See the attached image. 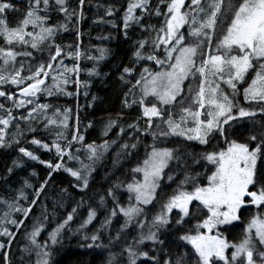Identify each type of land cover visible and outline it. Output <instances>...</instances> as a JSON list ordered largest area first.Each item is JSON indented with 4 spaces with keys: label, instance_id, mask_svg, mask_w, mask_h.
Returning <instances> with one entry per match:
<instances>
[{
    "label": "snow or ice",
    "instance_id": "snow-or-ice-1",
    "mask_svg": "<svg viewBox=\"0 0 264 264\" xmlns=\"http://www.w3.org/2000/svg\"><path fill=\"white\" fill-rule=\"evenodd\" d=\"M163 2L164 0H161V3ZM79 3L82 8L84 0H79ZM41 4H43L45 11L49 8V0H28V7L22 19L15 27H9L2 17L8 10L18 11V9L14 8L8 0H0V37H3L7 45L6 48H0V60H2L0 85H16L20 89V96L28 99L15 100L14 94L5 91H0V97L13 100L16 107H24L26 103L29 105L33 103L31 98L36 97L37 93L42 91V85L45 84L44 78L49 76V70L55 67L54 62L62 55V49L59 45L50 44L49 49L54 47L55 54L50 53L48 62L40 63L35 70L29 67L30 75L27 76L21 75L23 65L17 69L13 64L18 55L17 52L13 51L14 44L27 46L30 43L32 49H39L45 41L54 39L59 27H64V25L44 26L47 24L48 18L39 14ZM55 5L59 7L60 12L64 13L66 19H71L77 15L75 9L71 13L68 12L66 0H55ZM148 6V0H136L135 3H129L124 15L125 28L128 27L129 21L137 20L134 16L135 10H146ZM185 7L189 11L182 13L181 9ZM166 8L167 12L161 13L159 6L157 7L156 15H165L166 21L165 26L159 29L156 37L157 43L154 44L157 49L162 45L165 47L166 59L162 61L152 55L146 59L154 60L162 68L167 65L168 70L153 73L148 68H144L140 78L136 79L135 84L129 89V93L125 94L126 106H128L129 94H132V103H139L146 125L143 129L140 127L139 121L128 125V128L137 134L136 137L130 136L129 139H135L136 142L120 145V150L117 152V159L121 155H129L130 149L135 150L137 148L139 135L152 136L154 143L151 152L147 153L142 166L132 170L134 173H142L143 180L127 184L130 201L128 207L120 206L116 199L113 189H119L122 186L120 183L114 184L112 188L107 190V196L112 197L115 207L102 223L103 228L109 227L112 217L117 216L118 212L124 217V224L117 235L110 238V244H118L124 229L130 225L137 226L140 233L131 243L125 241V246L121 247L119 252L109 250L106 264H123L125 254L127 255V264H137L140 257L151 260L153 264H161L155 256H149V252L139 251V246L145 241H151L153 245H163L164 241L160 239L162 230H167L173 223L178 227L184 225L193 218L194 208L197 211L206 210L204 218L198 220L191 229L186 230L178 239L192 246L197 257L196 264H218L219 261H223V264H264V213L258 211L250 219L244 229L243 238L238 243L230 244L221 237L219 232L216 235H211L213 230L219 226L240 220V213L247 206L264 209V174L258 175L256 168L258 157L264 155V125H261V130L258 133L250 135L246 143H237L235 140L229 141L227 138L228 128L243 118L255 116L256 113L246 111L242 107L237 109L233 103L234 97L229 99L228 95L220 91L219 84H215V80L218 78L235 92L237 83L243 82L246 75L253 71L255 77L251 80V84L244 89L245 100L247 101L251 97L252 100L259 98V100L264 101V0H237L235 4L232 3V0H212L208 13H205L202 7V0H191L190 5H186L185 0H171L170 3L166 4ZM197 10L199 13H205L207 18L199 24V27H194L190 34L198 41L203 37L209 42L211 41L210 32H215L221 18L231 13L230 25L216 45L219 54L209 53L205 58L202 42L185 46V38L179 34V30L188 22L187 18L190 13H193L192 23L196 24L195 14H197ZM107 14L111 16L113 10L109 8ZM29 26L33 29L39 28V32L34 34L26 31ZM144 46L143 42L139 45L140 49ZM100 51L103 55L104 50ZM68 54L73 55L71 52ZM23 55L31 56L32 53L26 52ZM79 55L78 51L75 52V56L78 57ZM135 55L138 59L142 58L139 50ZM198 56L200 58L199 66L196 64ZM173 60L174 62H171ZM60 63L62 64V61ZM131 72L132 69L130 68L124 69L126 74H131ZM197 73L201 77L198 89L190 87L189 95L184 97L181 87L183 82L189 76L195 79ZM209 75L212 77L211 80L206 79ZM25 81H27L26 86H24ZM206 84L208 87H205ZM214 84L215 86H213ZM137 87H139V100L136 99L134 91ZM149 97L152 100H149ZM176 107H179L178 113L170 111ZM3 108L4 105L0 104V109ZM47 108L48 105H37L31 109L28 118L25 119L43 115ZM8 117H11V109L8 110ZM9 118L0 117V125L7 127ZM55 123L54 120L47 119L45 127ZM114 124V121L108 124L105 134ZM62 126L66 127L63 122ZM30 131L34 132L35 129H30ZM124 131V128L120 129L121 134ZM56 136L57 139L52 142L51 147L40 140L33 139L31 141L39 148L48 151L55 149L57 161L55 164L49 161H40L50 170L48 178L38 187H34L25 180L23 186L17 190L18 194L14 200L8 203L11 210L21 213L25 219L29 217L33 208L40 201L52 172L63 168L79 182L80 190L86 189L89 185L90 165H83L81 162L82 168L73 170L66 167L64 163L65 156L68 160L74 159L70 151L72 142L83 140V137L78 134L73 135L72 141L67 143L66 150L60 142L64 139L63 133L57 132ZM169 136L183 137L187 141H198L202 145H207L211 139L220 136L224 139L227 147L204 154L203 159L214 166V170L206 177V184L198 182L199 173L193 176L185 172L177 189L161 204V210L152 217L150 222H146L139 218L145 215V207L152 204L156 199V192L163 179L164 169L170 160L180 159L178 150L158 148L155 144L158 139H166ZM4 140V129L0 128V147L5 146ZM257 141L259 142L256 143ZM16 142L18 143V141ZM249 143H256V147L250 149ZM108 147V143L105 142L99 146L100 150L98 151L97 146L89 145V159L93 161L100 159ZM19 152L31 160H39V157L26 148H19ZM194 162L199 163L195 159ZM11 171L9 169V174ZM33 175L35 174L33 173ZM167 178L169 181L174 180L171 175ZM26 188L32 189L31 197L25 194ZM189 188L191 190H188ZM133 199L135 204L131 203ZM20 200H24L28 207L20 206ZM194 202L198 203L194 204ZM57 203L60 202L53 201L54 206ZM105 203L106 197L101 196L99 205L103 206ZM82 205L83 201L77 207L72 208L66 218L49 233V240L53 246L60 242V236L73 221L78 208ZM61 206H63L62 203ZM174 211L175 217L173 218L172 213ZM7 215L8 213L5 214V216ZM96 216L97 209L90 205L87 218L76 231L83 230L93 222ZM47 218V208L44 207L41 217L34 221L32 231L29 233L31 244L37 248L46 249L49 247L47 242L44 245H39L36 242V237L43 230ZM8 222L15 225L17 229L24 225V219L19 221L13 219ZM0 236L9 237L8 244L10 245L11 238H14L15 233L4 228L3 231H0ZM99 238L96 234L90 237L86 236V240L92 241L88 247H103L96 244ZM4 247V243H0V249ZM229 248L232 249L230 257L225 254ZM27 250L25 249V251ZM41 255L49 256L50 253L45 251ZM165 255L168 256V259L163 260L162 264H186L188 253L165 252ZM7 259V253H5L4 260L7 261ZM43 264H48V261L44 260Z\"/></svg>",
    "mask_w": 264,
    "mask_h": 264
},
{
    "label": "trees",
    "instance_id": "trees-1",
    "mask_svg": "<svg viewBox=\"0 0 264 264\" xmlns=\"http://www.w3.org/2000/svg\"><path fill=\"white\" fill-rule=\"evenodd\" d=\"M208 1L212 2V0ZM8 2L12 3L18 11L10 9L2 18L5 19L9 27H15L27 10L28 0H8ZM135 2L136 0H84L81 8L79 0H66L68 12L71 13L75 9L77 13L71 19H66L64 13L59 11V7L55 5V0L49 2V8L46 11L43 4H41L39 14L48 18L47 24L44 26L64 25L65 30L63 32L58 28L57 37L62 39L73 37L74 51H78L80 55L78 57L74 55L73 64L67 61L62 74L59 75L57 80H53L51 95L42 86V91L37 93L33 103L24 108L16 107L13 100L0 97V104L4 105V108L0 109V117L9 118L8 110L11 109L8 129L0 125V128L4 129L5 137V146L0 147V231L8 228L10 232L15 233L14 238H11L10 245L8 244L9 237L0 236V243L5 245L3 249H0V264H43L44 260H47L48 264H106L109 250L119 252L121 247L125 246V241L131 243L138 237L140 229L135 225H130L124 229L118 244H110V238L115 237L124 224V217L119 214L118 209V214L112 217L109 227L103 228L102 223L115 207L112 197L107 196V190L112 188L114 184L120 183L122 186L113 190L120 206L128 207L130 201L127 184L140 178V174L134 173L132 170L142 165L147 153L151 152L154 143L151 135H139L137 148L135 150L130 149L129 155H121L117 159L120 145L136 142L135 139H129L130 136L136 137L137 134L129 129L128 125L137 121H139L142 129L146 125L139 103H132V94H129L128 106H126L124 102L125 94L129 93V89L135 84L136 79L140 78L144 68L149 69L151 67L152 71L160 69L159 64L146 59V57L152 55L162 61L165 59V47L162 46L157 49L154 44L157 43L156 37L159 29L165 26L166 16L163 14L156 15V10L159 6V11L166 13V4L170 3L171 0H164L163 3H161V0H148V8L146 10H135L134 16L137 20L129 21L128 27L125 28V12L129 3ZM202 5L208 6L207 0H203ZM109 8L113 10L111 16L107 14ZM230 21L231 13L229 20L224 21L225 27L230 25ZM26 31L35 34L39 32V28L33 29L29 26ZM192 41L198 43L195 39H192ZM141 42L145 45L142 49L139 47ZM16 45H13V51H15ZM28 45H30L29 49L20 44L17 47H21V50L25 52L26 50L31 52L32 55H25L19 62L16 60L13 62L17 69L23 65L21 75L24 76L30 75L29 67L35 70L40 63H44V44L39 49H32L30 43ZM214 45L215 41L202 43L205 58H207V51L209 53L213 52L216 47ZM6 47L3 37H0V48ZM100 50H104L103 55H101ZM138 50L141 52L142 57L139 59L135 55ZM0 64H2V60H0ZM196 64L197 66L200 65L199 56L196 59ZM125 68L132 69L131 74L124 73ZM253 74L254 72L250 71L246 76V80H250ZM122 76L123 79H121ZM85 82L89 86V93L86 98H84ZM194 82L195 79L190 76L183 87L184 97L189 95V88L194 87ZM26 84L27 81H25L24 86ZM18 90H20L19 87L10 84L0 85V91L14 94V98H19ZM134 91L136 99L139 100V87ZM227 91L230 90L224 89V92ZM228 97L229 99L234 97L233 103L237 105V109L242 107L246 111L256 113L255 116L243 118L228 128L227 138L229 141L235 140L237 143H246L248 137L258 133L261 130V125H264V103L246 101L245 96H242L241 93ZM37 105H48V108L44 111L45 114L26 120L25 118L28 117L31 109ZM170 111L178 113L179 107L172 108ZM67 112L71 117V132L85 135L82 147L76 148L83 165H91L90 163L93 161L89 159V145L97 146L99 151V146L107 142L111 148L103 152L95 167L91 165L93 168L86 189L80 190V187H78L79 182L63 168L52 172L40 201L33 208L29 217L25 219L21 213L11 210L8 203L14 200L18 194L17 190L23 186L25 180L34 187H38L40 183L48 178L50 170L46 165L36 162L32 164V170H37L39 175L34 176L31 174L30 167L26 168L23 173L18 172L16 161L20 157L19 148L28 146L33 139L41 142L47 140L49 131L48 127L42 128L43 116L44 124L47 123V119L60 122L61 115ZM14 119H18L16 121L19 123L15 131L12 125ZM112 121L115 124L105 134L108 124ZM34 127L36 130L34 132L30 131ZM121 128L125 130L123 134L120 132ZM19 136L23 141L17 143L15 140ZM64 143L63 147L67 150V143ZM256 143H249V147L251 149L255 148ZM155 144L158 148L178 150L180 159H172L164 171L160 187L156 192V199L152 204L145 207V215L139 218L146 222H150L152 217L161 210V204L177 189L178 183L183 179L185 172L193 176L199 173L198 182L206 184V177L214 170V166L203 159L204 154L219 151L227 146L220 136L211 139L207 145H202L198 141H187L185 138L177 136L158 139ZM34 146L37 152L41 151L37 145ZM73 147L74 143H72L71 149ZM41 157L50 160L53 164L57 161V154L54 151L43 152ZM194 159L198 160L199 163H195ZM67 167L73 170L80 169L76 164ZM256 168L258 175L264 174V155L258 157ZM9 169L12 170L10 174ZM169 175L174 177L173 181L168 180ZM24 191L29 197L32 196L31 188H26ZM101 196L106 197V203L103 206L99 205ZM53 201H59L60 203L54 206ZM81 201H83V205L78 208L73 221L63 231L59 238L60 242L53 246L49 240V233ZM61 203L63 206H61ZM19 205L25 208L28 207L24 200H20ZM90 205L92 208L97 209L96 218L83 230L76 231L84 219L87 218ZM44 207L47 208L48 218L44 222L43 230L36 237V242L39 245H44L47 242L49 247L46 249L32 245L29 236L34 221L41 217L42 208ZM258 211L264 213V209H257L256 206L245 207L240 213V220L225 224L223 227L220 226V232L231 242L238 243L243 237L248 222ZM6 213H8L7 216H5ZM205 213L206 210L197 211L194 208L193 218L184 225L178 227L173 223L167 230H162L160 239L164 241L163 245H153L151 241H145L139 246V251L149 252V256H155L161 264L163 260L168 259L165 252H186L188 253L186 264H196L197 257L194 249L187 242L180 241L178 237L183 235L186 230L191 229L198 220H202ZM172 216L175 217V211ZM13 219L17 221L24 219V225L17 229L15 225L8 222ZM93 234L100 237L96 244L103 247H88L92 241L90 239L86 240L85 237H90ZM25 249L28 250L25 251ZM45 251L49 252L50 255H41ZM5 253L8 257L7 261L4 260ZM123 264H127L126 254ZM137 264H153V262L140 257ZM218 264H223V261H219Z\"/></svg>",
    "mask_w": 264,
    "mask_h": 264
},
{
    "label": "rangeland",
    "instance_id": "rangeland-1",
    "mask_svg": "<svg viewBox=\"0 0 264 264\" xmlns=\"http://www.w3.org/2000/svg\"><path fill=\"white\" fill-rule=\"evenodd\" d=\"M202 2H203V0H202ZM207 2H208V6L206 5V6H204V5H202V7L204 8V10H205V13H208L209 12V5L212 3V2H210V1H208L207 0ZM237 2V0H232V3H236ZM189 3H191V0H185V4L186 5H189ZM187 11H189V9L187 8V7H185V8H182L181 9V12L183 13V12H187ZM205 13H199L198 12V10H197V14H195V19H196V24L194 25L193 23H192V15H193V13H190L189 14V17L187 18L188 19V22L185 24V25H183L181 28H180V30H179V34H182L183 36H184V38H185V40H184V44H185V46H187V45H192V44H195L194 43V41H192V39H195V40H197L195 37H193L190 33L193 31V28L194 27H199V24L200 23H202L206 18H207V16L205 15ZM229 16H230V13H228V14H226V15H224L222 18H221V20H220V23L217 25V28H216V31L215 32H210V36H211V42L213 41H215V45L214 46H216L217 45V43H219V40L220 39H222V37H223V35L225 34V30H226V28L227 27H225V22L226 21H228L229 20ZM225 21V22H224ZM198 41V40H197ZM207 40H205L203 37H201L200 38V41H198V42H202V43H204V42H206ZM211 42H209V43H211ZM163 46V45H162ZM161 46V47H162ZM160 47V48H161ZM163 50V49H162ZM164 51H165V48H164ZM209 54V51H207V55ZM211 54H219L218 52H217V50H216V47L213 49V52H211ZM165 59H166V56H165ZM164 59V60H165ZM152 62H154V63H156L154 60H152ZM171 62H174V60L173 61H171ZM153 69H151V67H149V71L150 72H158V71H165V70H168L167 69V65H165V67H160V69L159 70H157V71H152ZM147 75V74H146ZM248 75V74H247ZM246 75V76H247ZM190 77V76H189ZM255 77V72H254V74H253V77L250 79V80H246V77H245V80L243 81V82H239V83H237V88H236V91L235 92H233V90H232V88L229 86V85H227L226 83H224L223 81H221L220 79H216L215 80V84H219V89H220V91H222L223 92V94H226V95H228V96H234V95H236L237 93H241V95L242 96H244V89L245 88H247L250 84H251V80L253 79ZM189 79V78H188ZM188 79H186L184 82H183V84H182V89H183V87H184V84L186 83V81L188 80ZM200 79H201V77L199 76V73H197L196 74V77H195V85H194V87H193V89H198V84H199V81H200ZM206 79H208V80H211L212 79V77L209 75ZM225 79H227V77H225ZM215 84L213 85V86H215ZM14 87H17L16 85H13ZM60 87H61V85H60ZM205 87H208V85L206 84L205 85ZM224 89H227V90H230L229 92L227 91V92H224ZM88 93H89V86H88V83L87 82H85L84 83V98H86V97H88ZM193 95L195 94L194 92L192 93ZM15 100H19V99H25V100H27L28 98H25V97H22V96H20L19 95V98H14ZM32 100L34 99V97H32L31 98ZM149 100H152V98L151 97H149L148 98ZM248 101L249 102H251V103H253V102H255V103H259V102H262V103H264V101H261V100H259V98H257V100H252L251 99V97H249V99H248ZM154 102V101H153ZM28 106V104L26 103L25 104V106L24 107H27ZM237 106V105H236ZM24 107H19V108H24ZM45 114V113H44ZM61 117H62V119L61 120H59L60 122H57V120L55 121L56 123L55 124H53V125H49L48 126V131H49V133H48V135H47V140L46 141H44L43 143H47V144H49V146L51 147V145H52V142L53 141H55L56 139H57V136H56V133L57 132H61V133H63V137H64V139H62L60 142H61V145H62V147L65 145V143L64 142H66V143H68L69 141H71L72 140V137H73V135H77L78 134V132H76V133H72L71 132V117L69 116V113L67 112L66 113V119H65V114L64 115H61ZM28 118V117H27ZM203 118V117H202ZM16 120H18V119H14V122H13V129H14V131L17 129V126H19V123L16 121ZM27 120V119H26ZM62 122H63V124H65L66 125V127H64V126H62ZM33 123V122H32ZM20 124H22L21 122H20ZM41 125H42V128H44L45 127V124H44V116L42 117V123H41ZM88 125H89V123H88ZM77 126H78V122H77ZM47 128V127H46ZM7 129H8V126H7ZM33 129H35L36 130V128L34 127ZM16 134H17V132H15ZM79 136H82L83 137V140H77V141H73L72 143H74V147L72 148V149H70V151H71V153H72V155H73V157H74V159H72V160H68V158H67V156H65L66 158H65V160H64V163H65V166L67 167L68 165L70 166L71 164H76V165H78L79 166V168L81 169L82 168V164H81V156L79 155V153L76 151V148H81L82 147V145H83V142H84V138H85V135H82V134H78ZM15 141H20V142H22L23 140L20 138V136L19 137H17L16 138V140ZM35 144H32V143H29V145L28 146H25L24 148H26L28 151H30V152H32L34 155H36L37 157H39V160H31V159H29L28 157H25L22 153H20L19 152V154H20V157L17 159V169H18V172H20V173H23L24 171H25V169L26 168H28V167H30L31 168V174H35V175H39V172L37 171V170H32V164L33 163H36V162H40V161H49V162H51L50 160H46V159H43L42 157H41V155H42V153L43 152H52V151H54V153L56 154V152H55V149H52L51 151H48V150H45V149H43V148H39L38 147V149H41V151L40 152H37L36 150H35V146H34ZM227 147V146H226ZM225 147V148H226ZM108 148H111V146L109 145V147ZM250 148V147H249ZM251 149V148H250ZM80 157V158H79ZM258 160V159H257ZM99 161V159L98 160H94V161H92V163H90L91 165H93V167H95V165H96V163ZM171 161L172 160H170L169 161V163H168V166H169V164L171 163ZM87 164H89V163H87ZM45 165V164H44ZM90 165V166H91ZM142 166V165H141ZM167 166V167H168ZM93 167H91V169L93 168ZM166 167V168H167ZM166 168L164 169V171L166 170ZM164 173V172H163ZM140 174V178L137 180V181H142L143 180V174L142 173H139ZM34 175V176H35ZM163 175V174H162ZM158 190V189H157ZM132 204H135V200L133 199V202H132ZM150 205V204H149ZM147 207V206H146ZM221 227H223V225H221ZM220 226L217 228V229H214L213 230V232L211 233V235H216V233L217 232H219L220 233V235H221V237L222 238H224V239H226L230 244L231 243H235V242H231L230 240H228V238L225 236V235H223L221 232H220ZM253 232H254V230H253ZM243 238V237H242ZM231 251H232V249L231 248H229V249H227L226 250V252H225V254L227 255V256H229L230 257V255H231Z\"/></svg>",
    "mask_w": 264,
    "mask_h": 264
},
{
    "label": "flooded vegetation",
    "instance_id": "flooded-vegetation-1",
    "mask_svg": "<svg viewBox=\"0 0 264 264\" xmlns=\"http://www.w3.org/2000/svg\"><path fill=\"white\" fill-rule=\"evenodd\" d=\"M50 1L51 0H49V2ZM59 30H61V32H63L65 29H64V27H59ZM50 44L59 45L62 49V55L60 58H58V60L56 62H54L55 67L52 70H49L50 74H49V76L46 77L45 84L43 85L44 89L46 90V92L48 94L52 92L53 80H57L59 78V75L62 74V72L64 70L63 68H64L65 64L67 63V61H70V63L73 64L74 55H75V51H74L75 45L73 42V37H70L68 39H62L60 37H57V35H55L54 39H52L50 41H45V43H44V63L48 62V58H49L50 53L55 54V48L54 47L49 49ZM17 45H16V49H15V52L18 53V55L16 56V61L19 62L25 56V55H23V53H26L28 51L26 50V52H25V51L21 50V47H19V46L17 47ZM29 47H30V45L26 46L27 49H29ZM69 52L73 53V55L70 56L68 54ZM60 61H62V64L60 63ZM53 77H55V79H53Z\"/></svg>",
    "mask_w": 264,
    "mask_h": 264
},
{
    "label": "water",
    "instance_id": "water-1",
    "mask_svg": "<svg viewBox=\"0 0 264 264\" xmlns=\"http://www.w3.org/2000/svg\"><path fill=\"white\" fill-rule=\"evenodd\" d=\"M44 79L46 80V77H45ZM42 86H43V85H42ZM19 93H20V90L17 91V94H18V95H20Z\"/></svg>",
    "mask_w": 264,
    "mask_h": 264
}]
</instances>
